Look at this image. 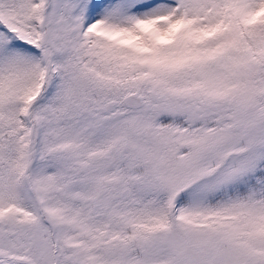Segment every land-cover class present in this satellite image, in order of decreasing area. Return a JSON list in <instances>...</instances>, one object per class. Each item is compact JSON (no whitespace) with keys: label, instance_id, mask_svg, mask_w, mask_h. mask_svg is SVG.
Returning <instances> with one entry per match:
<instances>
[{"label":"snow or ice","instance_id":"snow-or-ice-1","mask_svg":"<svg viewBox=\"0 0 264 264\" xmlns=\"http://www.w3.org/2000/svg\"><path fill=\"white\" fill-rule=\"evenodd\" d=\"M0 264H264V0H0Z\"/></svg>","mask_w":264,"mask_h":264}]
</instances>
